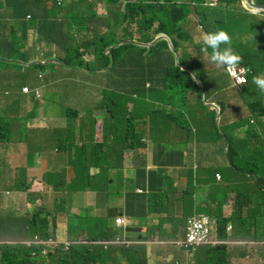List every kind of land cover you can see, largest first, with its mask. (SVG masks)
I'll return each instance as SVG.
<instances>
[{
	"label": "clouds",
	"instance_id": "clouds-1",
	"mask_svg": "<svg viewBox=\"0 0 264 264\" xmlns=\"http://www.w3.org/2000/svg\"><path fill=\"white\" fill-rule=\"evenodd\" d=\"M76 1L53 0L49 3L50 9L56 3V8L52 9L55 14H53L51 22L53 20L57 21L58 17L62 16L61 18H64L69 27L66 37L59 36L60 44L56 43L58 41L56 32L51 35L47 34L46 38L45 35L41 37L39 29L31 27L28 30V40L26 42L29 51L28 62L5 61L8 66L16 65L23 67V69L35 66H41V68H39V73H29L27 75L30 83L21 78L23 75L22 70H19L20 73H16L15 78L4 76L2 79V88L5 83L10 82L15 83L16 88L9 87L2 90L5 95H2L3 100L0 102V114L1 110H4L7 112V117L5 120L0 118V148L7 147L14 141L20 142L25 138H11L13 132L16 133L14 122L24 124L28 132L29 126L27 124L33 122V118L36 116L29 108H25L27 100L33 97L34 102L41 100L40 103L35 102L36 106L44 105L46 103V89L49 95L54 94L48 84L57 81L58 77L63 81L55 83L53 87L62 96H72L73 90L70 87L75 84V81L79 80L83 81V84L94 92H97L96 86L103 93L106 92L105 83H93L94 77L92 74L87 73L88 65L93 64L92 67L97 66V68L109 66V63H104L107 61L105 59L111 57V52L114 49L117 50L125 45L133 44L149 50L159 42H167L170 52L166 51L162 56L164 71L166 72V67L173 65L182 72L189 73L197 88H189L187 91L188 114L184 118L180 116L183 124L176 122L180 111L166 109L165 112L169 115V126L161 128L160 133L157 135L159 142L151 141L148 137L145 138L146 125L144 124L147 123L146 119L136 117L135 120H131L134 126L133 133L142 136L141 142L144 148L137 151L122 150L121 157L116 155L115 160V157H112V164H115L116 161L117 167H102L112 169L116 175H120L121 180L119 182L115 184L111 181L105 182L112 177L108 173L102 172V168L90 165L89 175L92 178V185L86 191L69 192V188L74 187V183L61 185V187L53 184L51 189L54 192V201L58 199L60 206L61 197H65L67 194V198L69 197L72 201L71 207L61 209L60 206V211L53 208L51 216L43 215L42 210H35L38 217L34 218L32 216V220L28 221V238L17 242L5 239L0 242V250L5 246L23 247L31 252L30 256L33 264H264V153L260 155L256 150L249 148L252 133L249 134L248 131L249 124L257 125L256 119L250 120L249 124L245 126H242L239 120L236 121L235 118L225 123L227 126L232 127V135H238L234 143H228L231 138L223 125L222 114L225 113L227 117L232 114H227L225 100L219 102L223 91L216 88V86H210V77L208 76V74H211L208 71L209 69L214 68L216 72H219L220 70H217V67L226 66V72L231 80V87L240 95H246L243 98L246 103L250 96L249 89H256V85L261 91H264V79L255 76L256 69L247 66L242 60V55L247 52H251L256 59L258 52L251 48H242L240 44L237 45L240 49L238 53H235L229 46L220 49V44L227 45L233 40L229 33L222 30H229L230 27L223 25L222 29L213 28L214 21L220 22V20L214 18V12L211 10L223 11L225 7L233 6L237 12H240V8L231 3V0L228 1V4L225 0H204L201 5L192 3L190 5L192 12L182 23L191 40L184 43L187 51L180 47L176 52L174 43L167 34H156V30L160 25V22L156 20L149 22L150 33L155 35L154 40L147 44L138 43L139 39H142L145 30H138L136 24L125 21L135 16V11L133 14L127 13V5L129 3L140 5L137 0H97V8L89 3L92 0H87L88 4L92 5L90 8L86 5L77 7V5H74ZM186 1L188 2V0ZM254 1L256 2V0ZM182 2V0H179L180 5L183 4ZM150 3H154V1H145L143 4ZM156 3L164 4L165 1L159 0ZM242 4L246 7L243 1ZM72 9L74 13H70ZM246 9L251 12L247 13L248 15L261 14L264 17V11H251L247 7ZM72 18L75 20H71ZM96 18L103 20L104 26L100 22L91 26ZM30 19L29 16L27 20ZM135 19H137V16H135ZM189 19H192L197 24L200 32L204 34L203 38H199V40H204L203 42L197 43L198 40L193 41L189 35V30L185 26ZM200 19L206 20L207 24L203 25ZM138 20L146 24L143 17H139ZM223 22L225 20L221 21L222 24ZM81 28L83 29L80 30ZM113 29H117L118 32L117 43L115 46L108 48L103 56L97 55L96 52L103 45L101 38ZM234 29H240V26ZM49 30L54 31L50 28ZM31 34L35 36L33 46L29 45ZM125 34H129V36L125 37ZM71 37H73V40H70ZM44 44H48L49 47L55 49L53 55L47 56L48 51L44 49ZM69 46L74 47V51L71 54L70 65H66L64 61L69 58L67 51ZM197 50L202 55L205 52L209 58V66L205 76H202L201 73L206 67L203 56H200ZM56 52L57 56L55 55ZM184 52L188 53L189 57L186 61L193 66L192 68L181 64L180 60L183 58ZM173 56H175V61ZM123 57L128 59L127 53ZM139 61L137 63L136 60L138 67L143 62L145 63V61ZM111 68L112 66H109L108 69ZM70 71L73 72L72 77L69 76ZM103 73H105L104 70L100 71L98 77L109 80L112 85L118 82V77L114 76L108 79V73L101 76ZM198 75H200V78ZM83 76H85L84 79H82ZM150 78L155 83L161 81L160 71L151 72ZM141 81L145 83L147 90L151 88V83H146V70H144ZM34 82H37L36 86L32 85ZM61 84L65 86L61 87ZM204 87L205 92H208L206 97L204 96ZM245 88L248 91H245ZM193 92L197 97L196 105H193L191 99ZM29 94L31 95L29 96ZM12 97L13 99L17 97L22 99L23 115L13 116L11 110L15 103H13V99H10ZM87 100L90 106H96V109L92 107L87 111V125L89 126L91 122L92 124L95 123L97 119H105V114L98 111L97 104L101 100L97 101V95L93 98L90 91ZM90 102L95 104L91 105ZM200 102H204L203 106L213 110L208 111L207 108L204 110ZM220 104H222V109ZM230 105L231 112L236 113L235 106L240 104L236 103L235 96ZM247 108L251 112L264 117L263 107L260 108L262 110L260 112L255 105L247 103ZM92 110L96 112L95 115L92 114ZM215 110L218 112L217 119L212 118ZM67 113L74 116V122L79 119L80 112L78 110L66 108L64 117L68 123L71 122ZM174 113L177 116L174 117ZM201 113H203V118L200 117ZM244 113L243 108L242 114ZM237 115L238 117L241 116ZM89 116H92V119ZM26 117L27 119H23ZM95 124H93V127H88V129H92L91 134L94 139H99V142H94L93 139V147L88 145L87 140H84L81 146L79 143L76 146V141L69 143V145L65 144L68 145L65 153L69 154V164L76 165L74 169L78 167V159L76 161H71V159L76 157L77 153L81 154L82 149L86 146L90 157L96 156L98 151L94 150V144L103 142V133H101L103 123L96 122ZM193 124H195L194 131L188 129V126L192 127ZM257 128L255 131H257ZM207 129H209L208 133H206ZM217 130L220 132L217 133ZM170 132L183 133L186 142H190L194 152L196 163L187 178L185 189H181L178 184L177 175L171 177L160 168H157V170L150 168L148 157L145 156L148 151V142L153 144L152 150L154 151L155 145L160 147V141H163ZM245 132L247 134L241 136ZM257 133L259 132L257 131ZM217 134L221 135L222 139H218ZM22 135L25 136L23 132L16 134L17 137ZM262 140L264 143V134ZM229 144L235 147L234 151L229 150ZM172 149V167L177 168L182 160L181 150L180 147L177 149L176 146ZM124 153H131V156L125 158ZM108 154H110L109 148L105 147L102 150V157L108 160ZM175 158L178 161L177 163L174 161ZM205 166H210V179L213 182L214 180L217 181V188L225 186L227 191L235 195L232 213L229 216L225 215V208L229 203L227 196L220 197L217 202L208 199L205 204L196 203L195 198L199 188L196 172ZM247 167H249L247 171L241 170ZM66 168L69 170L68 167ZM212 173H214V177ZM70 175L75 176V173L72 172ZM168 181H174V183L164 187ZM234 181L242 182L245 187L241 191L234 189V186H236ZM40 183L44 185L43 182ZM216 187L215 189H217ZM103 190L108 192L110 198L105 202L102 201L101 191ZM161 190H164L167 195H162ZM89 191L94 193L92 194ZM111 191H114V193ZM213 192L214 188L211 189L209 198L212 197ZM74 195L85 200L90 196L93 199L95 198L103 206L102 214H98L95 203L74 205L71 199ZM173 200L182 212L187 209L188 215H183L178 222L175 216L173 224L177 223L174 228L172 225L170 229L166 223L172 219V216L167 208L170 205L178 208ZM147 219L150 220V223L145 222ZM197 226H200V228H197ZM42 230L45 235L41 237L39 233ZM138 231H141L144 235L139 234ZM155 246L164 248L168 252L159 258L154 256V260H152L154 248L151 247ZM174 252L182 255L184 259L181 260L174 255Z\"/></svg>",
	"mask_w": 264,
	"mask_h": 264
},
{
	"label": "trees",
	"instance_id": "trees-1",
	"mask_svg": "<svg viewBox=\"0 0 264 264\" xmlns=\"http://www.w3.org/2000/svg\"><path fill=\"white\" fill-rule=\"evenodd\" d=\"M53 0H0V70L8 69V65L5 62L9 61H21L28 62V50L26 42L28 40V30L31 27L39 29L41 37L43 35H51L55 31H51L48 28L49 22L52 21V16L55 14L52 9L56 8V3L53 8L50 9L49 3ZM130 1V0H127ZM140 5L129 3L127 5V13L135 16L128 18L125 21H130L138 26V30L143 29L145 32L142 34V39H139V44L150 43L154 40V34L151 32L149 22L156 20L160 22L159 27L156 30V34H167L174 43L175 51L177 52L180 47H184L185 42H190V37L183 27V22L188 18L192 12L190 5L195 3L201 5L204 0H182L183 4H179V0H164V4H157L159 0H153L154 3L143 4L149 0H137ZM156 1V2H155ZM181 1V0H180ZM229 0H225L228 4ZM258 3H264V0H256ZM231 3L242 4V0H231ZM74 5L80 7V5L89 6L87 0H77ZM30 16V20L27 18ZM143 17L144 22L139 21L138 18ZM151 19V20H150ZM71 20H75L72 18ZM97 22H100L104 26V22L101 19L96 18L91 26H94ZM83 24V23H82ZM210 31V29H209ZM117 29L109 31L101 38L102 47L96 53L99 56H103L105 51L115 46L117 43ZM129 34H125V37ZM177 38H176V37ZM47 38V37H46ZM69 58L64 61L66 65H70L71 54L74 51V47H70L68 50ZM79 51V50H78ZM168 50L167 42H159L157 45L144 49L137 47L136 45L129 44L113 50L111 57L106 58L104 63H109L112 68L109 70V66L103 68H97V66L88 69L87 73L92 74L94 77L93 83L106 84L107 91L104 92L106 96L98 103L99 107L105 114V134H103V142L94 144V150L98 151L96 156L90 157V153L87 152V147L82 149V153H77L78 167L74 169L75 183L74 187L69 188V192L72 191H86L92 185V178L89 175V166L95 165L97 168L102 167H117L118 164H112V157L119 155L122 150L137 151L144 148L142 144V136H137L133 133L132 119L136 117H143L147 123L145 128V138H150L151 141L159 142L157 135L160 133L162 127L169 126V115L165 112L166 109H173L180 111V116L185 117L188 114V101L187 91L189 88H197L191 79V75L187 72H182L180 69L169 65L166 67V72L163 69L162 56ZM170 52V51H169ZM78 53V52H77ZM128 55V59H124L123 55ZM253 54H255L253 52ZM145 57H144V56ZM143 56V57H142ZM242 60L247 66L255 68V58L251 52H247L242 55ZM189 57L188 53L184 52L183 58L180 62L182 65L193 67L189 65L186 59ZM139 60L145 61L141 66H137ZM139 61V62H141ZM112 62V65H111ZM1 64H6L3 67ZM145 64V65H144ZM127 66L129 68V82L127 81V91L125 94L119 93L114 90V87L123 89L124 85V71L121 69ZM35 68H41V66H35ZM104 70V76L108 73L107 78L111 79L114 76L118 77V82L111 84L107 79H101L98 77V73ZM146 70V83H151V88L146 89L145 83L142 80V76ZM160 71L162 78L159 82H154L150 78V73H156ZM109 71V72H108ZM73 76V72L69 74ZM4 78L2 75L1 79ZM83 76L82 79H84ZM187 79L188 84L183 85L182 82ZM2 85L0 95L2 93ZM248 91V89H244ZM178 99L182 104H177ZM97 104V105H98ZM157 104H159L157 106ZM129 106H134L133 110L129 111ZM160 106V107H159ZM139 112V113H138ZM74 114V113H73ZM70 116V113H67ZM175 117V113H174ZM218 139H222L221 135L217 134ZM228 143H231L228 142ZM109 148L108 160L102 157V150ZM229 150L234 151L235 147L229 144ZM102 172L103 168L101 169ZM100 170V171H101ZM256 172V171H255ZM106 175V174H104ZM101 176V173H100ZM42 237L45 232L39 233ZM1 259L0 264H33L31 258V252L23 247L5 246L0 250Z\"/></svg>",
	"mask_w": 264,
	"mask_h": 264
},
{
	"label": "crops",
	"instance_id": "crops-1",
	"mask_svg": "<svg viewBox=\"0 0 264 264\" xmlns=\"http://www.w3.org/2000/svg\"><path fill=\"white\" fill-rule=\"evenodd\" d=\"M62 16L58 17V22L53 20L50 22L49 28L53 29L56 34L59 42V36L66 37L67 31L69 27L67 23L64 21ZM54 24V25H53ZM185 26L193 41L199 40V38H203L204 34L200 32L197 24L192 19H189ZM239 26L234 25V28ZM35 41L34 34H31L30 46H33ZM44 49L48 52L47 56L53 55L55 49L49 47L48 44H44ZM203 60L205 70H202V76L207 75L206 72L209 66V58L208 55L203 52ZM57 56V52L55 53ZM9 69L0 70V90L2 85V75L8 76L7 71ZM65 73V72H62ZM9 77V76H8ZM13 78L16 77V73ZM63 80L58 77L57 81H52L48 84L51 92L55 95H49L46 89L45 100L46 103L44 105L40 104V107L36 106L34 102V98H29L27 100V105L25 108H29V110L35 114V118L33 122H28V132L38 135H43L42 137H33L31 140L28 138H23L25 136H16V134L22 133V131L18 128L17 125L19 123L14 122L15 132L11 138L15 137L16 139H22V143L19 141H14L12 144L7 147L0 148V242L5 239L17 242L24 241L28 238L29 226L28 221L32 220V213L37 214L35 210H42L43 215L51 216V212L53 208H56V200L54 201V192L51 189L53 184H48L47 187L42 185L38 179L43 178L45 175L42 174L43 171H46V174H51L49 171L54 167H64V163L62 162L61 154L66 152V148L69 145H61V147H52V143L54 141H58L57 135L59 133H63L66 131H70V126L67 120L64 117V112H61L63 105L68 103L77 91L83 90L86 98L90 91L84 84L83 81H75V84L70 88L73 90L72 96H62L59 92L55 90L53 85L55 83H61ZM33 86L37 85V82L32 83ZM31 94H29L30 96ZM25 97V96H24ZM193 105L197 103L196 94L193 92L191 95ZM86 106H83L82 112H80L79 119L72 124V129L74 130V134L77 138L81 136H85V134L92 129H88V125L84 124L86 121L87 112L86 110L90 105L89 101L86 100ZM96 109V106H93ZM238 107V109H237ZM92 108V107H91ZM66 109V108H65ZM64 109V110H65ZM236 113L242 115L243 108L241 105L235 106ZM37 112V113H35ZM23 119H27L23 118ZM39 132V133H38ZM73 136V134H72ZM175 136L179 139V143L173 145L171 142V138ZM39 138V142H35V139ZM96 142H99V139H95ZM77 140H72L70 143H73ZM78 143L81 144L82 141L78 139ZM93 140L87 141L90 147H93ZM41 145V148L34 149L35 147ZM177 147V149L181 150L182 160L181 164L178 165L177 168L173 166L172 152L173 147ZM180 152V151H179ZM61 155V156H60ZM29 158V159H28ZM176 163L178 162L175 158ZM196 163L194 152L192 150V146L190 142H186L185 136L183 133L179 132L175 134L170 132L167 137L163 141H160V147L155 145L154 151L152 150V154L148 159V165L150 168L157 170H164L169 176L177 175V179L179 181V185L181 189H185L187 187V178L189 174L193 171V166ZM168 167V168H167ZM166 168V169H163ZM24 171V172H23ZM24 173V178L26 180H21L20 173ZM53 173V172H52ZM197 180H198V191L196 193V203L205 204L208 199L216 201L220 197H228L229 203L225 208V215L229 216L232 213V206L234 203L235 195L231 194L230 191L226 190L225 186L216 187L217 181H211L210 179V166L201 167L197 172ZM234 189L241 191L245 184L242 182L234 181ZM215 187L217 189H215ZM214 188V192L212 193V197L209 198V194L211 189ZM218 190V191H217ZM40 191V192H38ZM35 193H42V199L35 198ZM74 205H81L82 203L86 204H94V199L90 196L87 200L81 199L77 195H74L72 198ZM175 206L177 207V203L173 200ZM179 208V206H178ZM175 208L174 206H168V211L172 216V219L166 223V225L171 229L176 223L182 219V211L179 208ZM45 209V211H44ZM41 213V212H40ZM176 216L177 222L173 224L174 217ZM146 223H150V220L147 219ZM139 234L144 235L141 231H138ZM156 247V246H155ZM151 247L153 249L152 260H154V256L156 258L161 257L166 254L168 250L164 248ZM174 255L179 257L181 260L184 257L177 252H174Z\"/></svg>",
	"mask_w": 264,
	"mask_h": 264
},
{
	"label": "rangeland",
	"instance_id": "rangeland-1",
	"mask_svg": "<svg viewBox=\"0 0 264 264\" xmlns=\"http://www.w3.org/2000/svg\"><path fill=\"white\" fill-rule=\"evenodd\" d=\"M90 4H92L94 6V8H97V0H92V2L89 1ZM234 5H236L237 7L240 8V12H237L235 8H233V6H229V7H225L223 9V11H220V10H211L214 12V18L220 20V22L218 21H214V27H217V29H222L223 28V25H227V27H230L229 30H224L222 29L223 31L229 33L232 37H233V40L231 41L230 44H227V45H221L220 44V49H225L227 48L228 46L231 47L235 53H238L240 52V49L237 45L240 44V46L242 48H251L255 51L258 52V56L256 57V59L254 60L255 61V76L257 77H260L262 79H264V17L260 14V15H248L247 13H251L249 12L246 7L243 5V4H236L234 3ZM112 7V6H111ZM70 13H74V10L72 9V11ZM229 17H232L231 19H228ZM228 19V20H227ZM203 23V25H206L207 24V21L204 20V19H200ZM222 20H225V22H223V24L221 23ZM231 20V22H230ZM234 25H237V26H240V29H234ZM83 28H81L80 30H82ZM70 40H73V37L70 38ZM204 40H198L197 43H201L203 42ZM195 45V44H193ZM70 48V46H69ZM198 51V54L200 56H203L202 53ZM213 51V50H212ZM211 51V52H212ZM146 56V55H145ZM144 56V57H145ZM174 57V61H175V56ZM176 64V63H175ZM3 67L7 66L6 64H1ZM84 65L86 66V64L84 63ZM92 66L93 64H90L88 65V69H92ZM8 71H7V75L12 78V76L15 75V73H20L19 70H22L23 72V75L21 76L22 79H24L25 81H27L28 83H30L27 79V75L29 73H33V74H37L40 72V69L39 68H35V67H29V68H24L21 67V66H16V65H9L8 66ZM123 71H124V74H125V77H124V85H123V89H120L118 87H114L113 89L118 91L119 93H122V94H125V92L127 91L128 87H127V81L129 82V68L127 66L121 68ZM217 70H220L219 72H216L214 70V68L212 69H209L208 71L211 73V74H208V76L210 77L209 78V85L210 86H216V88H219L221 91V95H220V99H219V102L225 100L226 102V112L228 115H231L230 117H227L226 114H222V120H223V125L225 127V130L226 132L228 133V135L230 136L231 138V142L234 143V140L235 138H238V135H232L231 134V129L232 127L231 126H227L225 123H227L229 120H233L234 118L237 120H239V123L242 125V126H245V125H248L249 124V121L252 120V119H256V123L257 125H250L249 124V128H248V131H249V134H251L250 136V144H249V148L251 150H256L260 155H263L264 153V143H263V140H262V137H263V134H264V117H261L260 115H258L257 113L255 112H251L250 110H248L247 108V103L248 104H252V105H255L256 108H258L260 110V112H262V110L260 109L261 107H263L264 109V91H261L256 85V89H249L250 91V96H249V99H248V102L246 103L243 98L246 97L245 94H239L235 89H233L231 87V80L229 78V75L228 73L226 72V66H219L217 67ZM72 72V71H70ZM198 77L200 78V75H198ZM183 85H187L188 84V81L187 79H185L183 82H182ZM65 85L64 84H61V87H64ZM9 87H14L16 88V85L15 83L13 82H10V83H5L4 87L3 88H9ZM96 91L98 92H94V91H91V96L93 98H95V96L97 95V101L100 99H103L104 96H106L105 93H103L98 86L95 87ZM12 90V88H11ZM11 94L12 92L9 91ZM208 92H205V87H204V96L206 97ZM55 95V94H53ZM234 96H235V101L236 103L240 104L243 108H244V114H242L240 117H238V115L236 113H232V108H231V105H230V102L232 100H234ZM100 97V98H99ZM10 99H13L10 98ZM3 100V96L0 95V102ZM22 99L17 97V98H14L13 99V103L14 106L12 107V114L13 116L15 117H18V116H21L23 115L24 113V108H23V102L21 101ZM86 95L85 93H83V90H80V91H77L75 94H74V97L68 102V103H65L63 105V108L61 109V112L63 113L64 112V109L65 108H72L73 110H78L79 112H82V107L83 106H86ZM93 101V100H92ZM35 102H38L40 103L41 100H38V101H35ZM91 105L95 104L94 102H90ZM204 103V102H203ZM203 103L200 102V105L201 107L206 110L207 107L203 106ZM177 104L181 105L182 102L180 99H178L177 101ZM99 106V104H98ZM91 107L93 106H89L87 109H86V112L91 109ZM133 107L134 106H130L129 107V111L131 112L133 110ZM220 107L221 109L223 108L222 107V104H220ZM99 107L98 111H101ZM208 111H212L213 109L212 108H207ZM216 113V114H215ZM215 113L212 114V118H216L218 117V112L217 110H215ZM92 114L95 115L96 112L94 110H92ZM175 116L176 113H175ZM258 116V117H257ZM7 117V112L4 111V110H1V114H0V118L5 120V118ZM200 117L203 118V113L200 114ZM89 118L92 119V116H89ZM221 118V116H220ZM70 122L71 123H68L69 126H70V131H65L63 133H59L57 135V139L58 141H54L52 143V147H61V145H65V144H68L70 143V141L72 140H77L76 142V146L78 145V139L80 141H84V140H87V141H90V140H93L94 139V136L91 134V132L89 131L88 133L85 134V136H81L79 138L76 137V135L74 134V130L72 129V124H74V116H70ZM135 120V119H134ZM133 120V121H134ZM104 121L105 119H97L95 121L96 122H101L103 123V127H102V130H101V133L105 134V125H104ZM68 122V121H67ZM176 122L177 123H180V124H183L181 118H180V115L177 116V119H176ZM93 123V124H95ZM84 124L87 125V122L84 121ZM93 124L92 122L90 123L89 127H93ZM96 125V124H95ZM18 128L24 133L25 135V138H28L29 140H31L33 137H42L43 135H38L37 133L35 134H32V133H29L27 132V128L24 124H19L17 125ZM97 126V125H96ZM258 126V128H257ZM257 128V131L259 133H257V131H255ZM188 129L190 130H195V124L192 125V127L188 126ZM209 129H207L206 133H208ZM254 131V132H253ZM220 131L217 130V133H219ZM39 133V132H38ZM73 134V136H72ZM247 133L245 132L244 134H242L241 136H245ZM40 139L39 138H36L35 139V142H39ZM94 142H96V140L94 139ZM94 142H91V143H94ZM171 142L173 145H176L179 143V139L175 136H173L171 138ZM83 144V143H82ZM80 144V146L82 145ZM152 147H153V144L149 143L148 142V151L146 153V157H149L151 156L152 154ZM37 148H41V145L35 147L34 149H37ZM62 155V156H61ZM61 160L62 162L64 163V165L66 167L69 168V170L64 166V167H54L52 168L51 171H49L51 174L47 175L46 174V171H43L42 174L46 175L45 177L43 178H40L38 179L40 182H43V184L45 186H47L48 184H57L58 187H61L64 186L65 184H68L70 183H75V176L74 175H70L72 172H74V166H76L74 164H69V159H68V153H65V154H61ZM131 156V153H124V157L127 158ZM79 156H76L74 157L73 159H71V161H76L78 159ZM29 159V158H28ZM1 168V167H0ZM249 169V167L247 168H243L241 169L242 171H247ZM96 171V170H95ZM103 171L108 173V175L112 178H109L107 179L105 182H113L114 184L119 182L121 180V177L120 175H116L115 174V171H113L112 169H108V168H103ZM24 172V171H23ZM21 172L20 173V178L21 180H26L24 178V173ZM53 172V173H52ZM212 176L214 177V173H212ZM174 183V181H168L164 187H168L170 185H172ZM40 192V191H38ZM90 193H94V192H91L89 191ZM112 193H114V191H111ZM102 193V201L105 202V201H108L110 198L108 197V192L106 190H103L101 191ZM161 194L162 195H167V193L164 191V190H161ZM35 198L37 199H42V193L40 194H37L35 193ZM60 196V194H59ZM84 196V195H82ZM62 201L60 203V206H61V209H68L71 207L72 205V201L70 200V198L68 197L67 198V194L65 195V197H61ZM94 203L96 204V210L98 212V214H102L103 212V206L101 203H99L95 198H94ZM56 209L58 211H60V206H59V200L56 199ZM45 211V209H44ZM183 215H188V210L186 209L185 211L182 212ZM32 216L34 218H37L38 217V214H33L32 213Z\"/></svg>",
	"mask_w": 264,
	"mask_h": 264
},
{
	"label": "water",
	"instance_id": "water-1",
	"mask_svg": "<svg viewBox=\"0 0 264 264\" xmlns=\"http://www.w3.org/2000/svg\"><path fill=\"white\" fill-rule=\"evenodd\" d=\"M246 7L251 11H264V4H258L254 0H242Z\"/></svg>",
	"mask_w": 264,
	"mask_h": 264
},
{
	"label": "built area",
	"instance_id": "built-area-1",
	"mask_svg": "<svg viewBox=\"0 0 264 264\" xmlns=\"http://www.w3.org/2000/svg\"><path fill=\"white\" fill-rule=\"evenodd\" d=\"M197 228H200V226H197Z\"/></svg>",
	"mask_w": 264,
	"mask_h": 264
}]
</instances>
